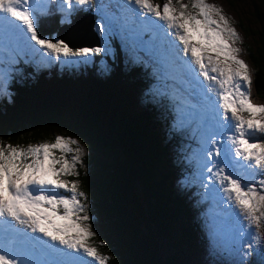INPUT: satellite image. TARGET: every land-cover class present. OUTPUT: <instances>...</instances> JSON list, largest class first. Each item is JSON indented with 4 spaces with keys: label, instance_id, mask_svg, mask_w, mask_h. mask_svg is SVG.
I'll list each match as a JSON object with an SVG mask.
<instances>
[{
    "label": "snow or ice",
    "instance_id": "6c2138e0",
    "mask_svg": "<svg viewBox=\"0 0 264 264\" xmlns=\"http://www.w3.org/2000/svg\"><path fill=\"white\" fill-rule=\"evenodd\" d=\"M53 3L0 0V91H6L16 65L26 57L80 63L106 52L43 37L40 19L53 11ZM124 5L118 7L139 23L156 27L145 19L154 17L171 30L165 35H174L182 49L169 41L165 62L171 60L197 81L203 77L201 85L208 82L195 102L179 101L177 112L182 126L186 116L198 122L203 171L209 174L204 187L218 185L211 191L223 194L221 202L229 210L238 209L236 252L238 264H245L243 257L255 250L253 242L261 244L264 229V105L251 102L252 76L236 46L241 37L223 9L207 0H166L162 5L124 0ZM74 6L99 9L96 0H60L61 23H74ZM95 27L103 39L104 22ZM213 91L215 100L208 95ZM84 155L80 141L65 135L26 147L0 139V264H108V257L90 244L95 232L79 181Z\"/></svg>",
    "mask_w": 264,
    "mask_h": 264
},
{
    "label": "trees",
    "instance_id": "16d2710c",
    "mask_svg": "<svg viewBox=\"0 0 264 264\" xmlns=\"http://www.w3.org/2000/svg\"><path fill=\"white\" fill-rule=\"evenodd\" d=\"M254 2L264 8V0H251L253 7ZM79 7L73 14L83 11ZM59 18L41 17L43 37L61 39L56 32ZM112 41L114 60L98 56L107 71L99 72L94 62L90 68L70 65L69 70L53 62L41 66L36 62L39 56L16 65L6 91H0V139L20 146L53 142L56 135L78 139L85 149L79 181L90 215L111 219L108 234L97 236V249L110 255V264H181L178 253L161 250L158 240L163 236L187 243L194 238L192 226L180 220L178 197L170 184L179 164L168 166L166 159L167 148L180 144L179 133L170 127V108L160 107L150 93V71L141 62L125 61L119 43ZM246 55L253 90L264 99V29ZM158 91L162 97L163 90ZM142 93V103L136 106ZM137 183L142 185L140 192ZM181 194L185 196V190ZM190 222L198 235L193 213ZM109 245L118 252L110 253Z\"/></svg>",
    "mask_w": 264,
    "mask_h": 264
},
{
    "label": "rangeland",
    "instance_id": "374dc122",
    "mask_svg": "<svg viewBox=\"0 0 264 264\" xmlns=\"http://www.w3.org/2000/svg\"><path fill=\"white\" fill-rule=\"evenodd\" d=\"M165 2L166 0H152L154 5H162ZM183 2L187 4L189 0H183ZM207 2L223 9V14L230 20L238 35L241 37V42L236 45L241 49L239 58L248 65L253 80L252 69L246 55V50L251 49V52L254 50L259 33L264 29V8L259 6L255 7V2L253 7L251 0H207ZM47 3L48 0H35V4L37 5ZM59 3L60 0H55V7L60 15L59 22H61L62 13L59 10ZM96 3L99 5L98 10H89L86 6L81 11L90 12L95 16L93 25H91L89 18L84 17L76 23V26L80 28L81 32L88 39L92 37L91 32L94 31L97 40L93 44L80 45L74 48L83 46L103 47L106 48V52L96 55V57L90 56L87 62L77 63L73 61L71 63H58L59 69L65 67V69L69 70L70 67L67 66L70 65L72 67L82 66L85 68L87 66L90 68L94 62L99 72L102 70L107 71V64L99 60V57L108 56L114 60L115 46L112 40H116L119 43V49L123 53V59L125 61L141 62L150 71L151 75L148 78L150 93L155 96L156 103L160 107L164 108L167 105L170 108L169 110L173 120L170 127H175L176 133H179L180 144L176 147L169 146L167 148L166 159L169 161L167 163L168 166H171L170 163L179 164V167L173 170V173L170 175V184L174 189L175 195L178 197L176 202L180 206V220L186 219V225L192 226L194 234V238L191 239L192 241L189 240L187 243L183 241L178 243L175 238L166 239L160 236L158 240L161 250L176 251L181 260V264H238L241 259V256L236 252V248L239 247L235 234L236 212L238 209L233 206L232 210H229L228 206L221 202L223 194L218 191H211L213 188L218 189V185L209 184L208 188L204 187L208 183L207 176L209 174L203 171L202 144L200 132L197 128L198 122H189L186 116L182 126L179 113L177 112V104L179 101L186 99L189 102H195V99L200 96L198 92L199 85L194 83L193 88L191 86V83L194 81L192 76L186 73L182 74L171 63V60L165 62L164 52L169 47V41H175V44L181 49L182 46L175 40L174 35H165L166 32L171 30L163 26L162 21L154 17H145V19H150L156 26L151 27L139 23L131 14L124 13L118 7V5H124V0H96ZM74 7L77 8L79 6ZM124 7L131 8L134 5H124ZM78 9L81 8L79 7ZM101 21L105 24L103 39L95 27V24ZM109 21H111L110 24ZM63 37L71 40L70 33ZM72 37L75 38L76 35H72ZM71 43L75 44L74 41ZM51 59L50 57H45L42 60L39 56L36 62L43 66L48 64L45 61ZM24 62H26V59H24ZM52 62L57 63L54 60ZM26 64L28 63H23L22 65L25 66ZM156 83H161V86H156ZM158 88L164 92L162 97H159ZM139 91L142 92V89H139ZM172 95L179 96L180 100L178 99L177 103L168 105V99ZM208 95L213 100L216 99L215 92L211 95L208 93ZM143 98L142 93L141 100L137 101L136 106L142 103ZM250 99L253 104L264 105V99L257 97L253 86L250 89ZM185 106L187 107V105ZM171 139L172 137H170L168 142H171ZM166 170H168V167ZM241 178L243 179V177ZM141 189L142 185L137 183L136 190L140 192ZM182 190H185V196L181 194ZM191 208H194V210L192 211ZM192 213L195 216L199 228L198 235H196V228L193 226L194 222H190ZM109 222L111 223V219H107L103 215L98 216V218H92L93 231L95 232V236L90 240L92 246L96 247L94 244L98 245L101 243V237L97 236H101L102 233L104 235L108 234ZM252 231L255 232L254 227ZM194 240H198V242H194ZM111 246L109 245L107 247L110 253L115 254L118 252L116 249L113 251ZM253 247L255 250L243 257L245 264H264V229L261 230V244L257 245L253 242ZM97 250L101 255H105L110 259V255L107 252ZM108 264L110 263L108 262Z\"/></svg>",
    "mask_w": 264,
    "mask_h": 264
},
{
    "label": "water",
    "instance_id": "95a60500",
    "mask_svg": "<svg viewBox=\"0 0 264 264\" xmlns=\"http://www.w3.org/2000/svg\"><path fill=\"white\" fill-rule=\"evenodd\" d=\"M86 15V16H85ZM84 17H87V18H89V20H91V25H93V22H94V18H95V16L93 15V14H91V13H85V14H76V15H74L73 17H72V20L74 21V23H72L71 25H69V24H63V25H59L58 26V28H57V30H56V32L59 34L58 36H57V38H61V39H64V40H66V42H68V43H70V42H73L72 40H70V39H68V38H63L62 36H66L68 33H70L71 31H72V29L74 28V27H78V26H76V23L79 21V20H81L82 18H84ZM74 26V27H73ZM61 30V31H60ZM60 31V32H59ZM91 34H92V37H93V39L92 40H90V44H93V43H95L94 42V40L96 41L97 40V36H96V34L92 31L91 32ZM89 40V39H88ZM89 44V45H90ZM70 45L72 46V47H77L75 44H72V43H70ZM74 45V46H73Z\"/></svg>",
    "mask_w": 264,
    "mask_h": 264
},
{
    "label": "bare ground",
    "instance_id": "6f19581e",
    "mask_svg": "<svg viewBox=\"0 0 264 264\" xmlns=\"http://www.w3.org/2000/svg\"><path fill=\"white\" fill-rule=\"evenodd\" d=\"M61 31V30H60ZM59 31V32H60ZM72 35H76L75 38L72 37ZM70 36H71V40L73 39V41L75 42L76 46H80V45H88L90 44V40H88V38L83 34V32H81L79 27H74L72 29V31L70 32ZM63 37V36H62ZM65 38V37H63ZM71 43V42H70ZM84 47V46H83ZM89 47V46H88ZM194 81L196 84L199 85V94L201 95V93L203 91L207 90V84L208 82H203V84H200V81H203V77H201V79H199L198 81L193 77ZM203 86V87H202ZM216 87V86H215ZM176 101V100H175ZM175 101L173 103H175Z\"/></svg>",
    "mask_w": 264,
    "mask_h": 264
}]
</instances>
